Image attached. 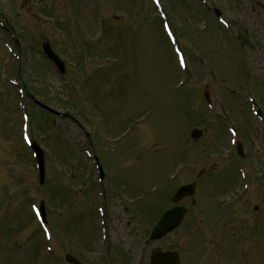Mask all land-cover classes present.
Returning a JSON list of instances; mask_svg holds the SVG:
<instances>
[{
  "label": "rangeland",
  "instance_id": "obj_1",
  "mask_svg": "<svg viewBox=\"0 0 264 264\" xmlns=\"http://www.w3.org/2000/svg\"><path fill=\"white\" fill-rule=\"evenodd\" d=\"M159 3L185 69L150 0H0V264H65V253L82 264H149L157 246L177 250L181 264H264V0ZM23 112L44 153L41 185ZM187 183L195 191L180 202V226L148 241ZM40 203L50 239L32 210Z\"/></svg>",
  "mask_w": 264,
  "mask_h": 264
},
{
  "label": "water",
  "instance_id": "obj_2",
  "mask_svg": "<svg viewBox=\"0 0 264 264\" xmlns=\"http://www.w3.org/2000/svg\"><path fill=\"white\" fill-rule=\"evenodd\" d=\"M43 50L44 53L52 59L55 63H57L62 70V64L60 63L59 59L56 57V55L51 51L50 47L48 44H43ZM200 135V132L197 130H193L191 132V136L193 138H196ZM38 150V149H37ZM39 156L38 160L42 164L43 162V157L42 153L40 150H38ZM40 173L42 175V169L40 168ZM193 192V187L192 186H184L179 188L174 197L172 198L173 201H177L180 198H182L185 195H190ZM183 209L181 207H174L170 210H167L162 218L159 220L153 231L151 232V239H157L160 238L161 236L165 235L172 229H174L182 216ZM67 260L70 262H74V260L70 257H67ZM150 264H178V256L176 252H162L159 249H155L151 253L150 257Z\"/></svg>",
  "mask_w": 264,
  "mask_h": 264
}]
</instances>
